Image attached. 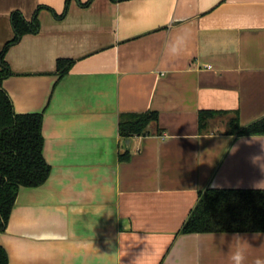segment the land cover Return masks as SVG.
I'll use <instances>...</instances> for the list:
<instances>
[{
	"label": "crops",
	"instance_id": "obj_1",
	"mask_svg": "<svg viewBox=\"0 0 264 264\" xmlns=\"http://www.w3.org/2000/svg\"><path fill=\"white\" fill-rule=\"evenodd\" d=\"M88 1L0 0V48L11 13L67 8L39 10V32L5 54L15 75L2 87L16 114H42L51 168L17 193L0 233L8 264H230L213 233L178 232L199 192L264 181V136L226 135L224 116L198 123L200 111L264 118V0ZM59 59L75 61L61 78ZM147 111L157 124L124 146L119 115Z\"/></svg>",
	"mask_w": 264,
	"mask_h": 264
},
{
	"label": "trees",
	"instance_id": "obj_2",
	"mask_svg": "<svg viewBox=\"0 0 264 264\" xmlns=\"http://www.w3.org/2000/svg\"><path fill=\"white\" fill-rule=\"evenodd\" d=\"M120 3L129 0H111ZM91 0L81 3L87 7ZM42 8L62 19L67 11L57 15L53 10L38 6L27 21L19 12L10 15L13 37L0 49V233L6 230L17 193L21 187L37 188L49 177L51 168L45 162L42 134V114H16L13 103L2 83L15 75L5 61L8 49L16 45L24 35L37 34L40 26L37 13ZM75 61L59 59L55 74L65 76ZM226 119V135L264 136V118L246 126L239 124L237 112L200 111V133L209 131V123L217 117ZM156 112L123 113L119 115L118 132L123 140L148 135V127L157 124ZM125 152L123 160L128 158ZM264 233V191L210 189L199 192L198 201L178 234L192 233ZM0 264H8L6 251L0 246Z\"/></svg>",
	"mask_w": 264,
	"mask_h": 264
},
{
	"label": "clouds",
	"instance_id": "obj_3",
	"mask_svg": "<svg viewBox=\"0 0 264 264\" xmlns=\"http://www.w3.org/2000/svg\"><path fill=\"white\" fill-rule=\"evenodd\" d=\"M188 38L187 34L176 37L171 45V51L177 53L179 46L184 44ZM255 188L264 191V181L254 185ZM264 233L256 232L252 235L251 240H261ZM213 241L217 250L226 255L230 264H264V240H261L259 247H254L250 242L247 234L234 232L229 235L225 231L217 234L213 233ZM226 246L228 251L225 253L221 249Z\"/></svg>",
	"mask_w": 264,
	"mask_h": 264
},
{
	"label": "water",
	"instance_id": "obj_4",
	"mask_svg": "<svg viewBox=\"0 0 264 264\" xmlns=\"http://www.w3.org/2000/svg\"><path fill=\"white\" fill-rule=\"evenodd\" d=\"M123 144H124V146L128 147L129 144H130V140L129 139L128 140H124Z\"/></svg>",
	"mask_w": 264,
	"mask_h": 264
},
{
	"label": "rangeland",
	"instance_id": "obj_5",
	"mask_svg": "<svg viewBox=\"0 0 264 264\" xmlns=\"http://www.w3.org/2000/svg\"><path fill=\"white\" fill-rule=\"evenodd\" d=\"M2 47H3V46H1V48H2ZM1 48H0V49H1Z\"/></svg>",
	"mask_w": 264,
	"mask_h": 264
}]
</instances>
